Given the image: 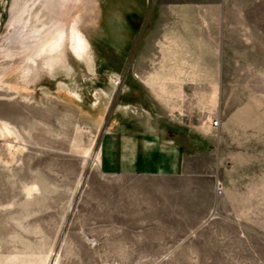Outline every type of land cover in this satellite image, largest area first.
<instances>
[{
	"label": "rangeland",
	"instance_id": "rangeland-1",
	"mask_svg": "<svg viewBox=\"0 0 264 264\" xmlns=\"http://www.w3.org/2000/svg\"><path fill=\"white\" fill-rule=\"evenodd\" d=\"M132 89L183 175L102 171ZM0 264H264L262 2L0 0Z\"/></svg>",
	"mask_w": 264,
	"mask_h": 264
},
{
	"label": "crops",
	"instance_id": "crops-1",
	"mask_svg": "<svg viewBox=\"0 0 264 264\" xmlns=\"http://www.w3.org/2000/svg\"><path fill=\"white\" fill-rule=\"evenodd\" d=\"M256 1L264 5V0ZM159 75H151L147 85L141 82L148 90L161 89ZM131 91L124 92L125 98L115 108L103 134L99 159L102 171L110 175H183L190 157L188 131L174 129L161 112L150 113L142 100L136 101L137 91Z\"/></svg>",
	"mask_w": 264,
	"mask_h": 264
},
{
	"label": "built area",
	"instance_id": "built-area-1",
	"mask_svg": "<svg viewBox=\"0 0 264 264\" xmlns=\"http://www.w3.org/2000/svg\"><path fill=\"white\" fill-rule=\"evenodd\" d=\"M218 124V121H214L213 125L216 126Z\"/></svg>",
	"mask_w": 264,
	"mask_h": 264
}]
</instances>
